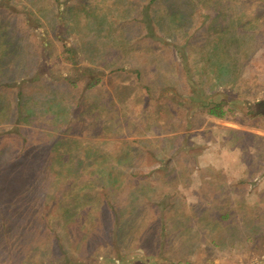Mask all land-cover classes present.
<instances>
[{
    "label": "rangeland",
    "instance_id": "rangeland-1",
    "mask_svg": "<svg viewBox=\"0 0 264 264\" xmlns=\"http://www.w3.org/2000/svg\"><path fill=\"white\" fill-rule=\"evenodd\" d=\"M158 1L163 36L190 48L115 55L116 5L134 0L29 3L30 41L48 54L31 122L0 109V149L16 161V182L0 176V264H264V0ZM96 5L113 22L102 33L86 15ZM10 14L0 8L14 31L27 23Z\"/></svg>",
    "mask_w": 264,
    "mask_h": 264
},
{
    "label": "trees",
    "instance_id": "trees-1",
    "mask_svg": "<svg viewBox=\"0 0 264 264\" xmlns=\"http://www.w3.org/2000/svg\"><path fill=\"white\" fill-rule=\"evenodd\" d=\"M44 1L45 8L49 6L54 7L56 0ZM143 2L145 3L141 8H138V6H140L138 0H134L132 6H130L129 9H122L120 5H116L117 9L121 11V14L117 15L115 20L116 23L119 22L117 27L118 34L116 36V46L114 50L115 55L119 56L120 54L131 57L136 54L143 55L145 53H154L156 55L157 53L161 52L160 47L158 46V44L161 43L168 47L170 51H172L174 47H177L179 50V44L184 45L187 48L191 47V41H189L188 38L184 39L185 42H179V44H176V41H167L162 33V27L164 23H166V18L159 12V1L144 0ZM29 3L33 4L32 0H6V5L0 8H6L7 12L9 14L11 13L10 15H22V19L24 18V20L27 21V18L30 16L35 17V12ZM19 4L22 6V12H19L17 9ZM73 7L74 5L69 7V10L72 11L71 15L76 21L80 22V14H76V10H74ZM10 9H13V11ZM91 12L92 15H90L88 12L86 15L90 19L94 18V23H96L98 27H102V30L99 31V33L104 32L107 26H113V22L107 21V19H105L104 16L99 13L100 8L98 5H96L94 8H91ZM170 12L172 13L168 14H171L170 18H172L171 20H174L175 17L180 18L181 16H184L185 9L176 8L174 10H170ZM3 20V17L0 16V109L6 106V109L13 112V114L16 116L15 120L18 123H30L31 119L35 117L33 116L34 111H30L31 107L29 106L30 99L34 98L32 89L33 86L40 85L44 79L42 78L41 70H39L40 62L36 58L47 56L48 52H44V49L47 48L48 45L44 44L42 49H40V45L38 46V44L30 41L31 32L28 26L31 25L29 21H27V23L24 25V21L20 20L21 22H19L17 30L14 31V22L10 18L7 20L5 19V21ZM93 27H95V25H93ZM164 31L166 32V30ZM185 31L186 30H183V32ZM22 42H24V45L21 44ZM30 43L34 47V53L31 55V57L27 56V47ZM73 53L74 48L65 45L63 46L60 57L66 61H72ZM154 57L155 56H153L152 59H155ZM153 63L155 62H152V64ZM153 66L150 65V67ZM182 66L190 69L186 59L182 60ZM138 73L140 74V70H138ZM61 81L64 85H66L67 88L68 85L74 86L75 89L78 86L76 82L67 80L66 78H62ZM100 81V77L91 74L86 82V89H92ZM6 92H10L8 94V103L2 102L1 100V98L5 96ZM145 93L146 95H153L151 84L148 83L146 85ZM203 104V106L208 109V113L210 115L218 118L225 117L226 109H224L221 103L204 102ZM178 107L183 106L178 105ZM5 148L6 146L0 149V176H7V174H9V176L5 177L4 180L9 179L10 182H16V180H14L13 176L11 175L15 168L14 162L16 161L15 159L10 160L9 154H6L5 152ZM57 155L55 153L54 158L51 157L50 159H58ZM9 162L11 163L10 165L6 164ZM18 164H21L25 167L30 165V163L27 162V159L24 161H20L18 159ZM8 205V212L13 211V213L12 215L5 214L8 219H5L6 223H2L1 225V230L3 232H13L15 229L13 226V214L18 210V205L16 203ZM41 218L44 219V217ZM40 225H42V222Z\"/></svg>",
    "mask_w": 264,
    "mask_h": 264
},
{
    "label": "water",
    "instance_id": "water-1",
    "mask_svg": "<svg viewBox=\"0 0 264 264\" xmlns=\"http://www.w3.org/2000/svg\"><path fill=\"white\" fill-rule=\"evenodd\" d=\"M259 104L263 105L264 104V101H260Z\"/></svg>",
    "mask_w": 264,
    "mask_h": 264
},
{
    "label": "flooded vegetation",
    "instance_id": "flooded-vegetation-1",
    "mask_svg": "<svg viewBox=\"0 0 264 264\" xmlns=\"http://www.w3.org/2000/svg\"><path fill=\"white\" fill-rule=\"evenodd\" d=\"M259 106L262 107V108H264V104L263 105L259 104Z\"/></svg>",
    "mask_w": 264,
    "mask_h": 264
}]
</instances>
